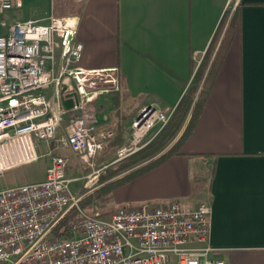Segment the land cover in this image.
Returning <instances> with one entry per match:
<instances>
[{"label":"crops","instance_id":"crops-1","mask_svg":"<svg viewBox=\"0 0 264 264\" xmlns=\"http://www.w3.org/2000/svg\"><path fill=\"white\" fill-rule=\"evenodd\" d=\"M229 1L22 0L5 18L9 23L78 18L76 40L84 49L77 68L95 76L89 88L97 93L95 125L112 133L104 145L110 152L126 145L143 109L176 111L193 86L199 62L214 42L212 63L238 10V32L190 136L176 154L140 170L181 137L197 98L170 146L126 170L127 180L109 194L107 207L116 212L142 203L181 201L194 208L210 202L212 257L225 264H264V0H240L236 7ZM224 16L227 22L217 36ZM108 73L117 75L116 86L105 83ZM45 95L56 107L55 88ZM152 131L153 141L161 131ZM41 144L37 152L43 146L48 164L35 182L46 178L52 161L50 146ZM67 153L72 152H62Z\"/></svg>","mask_w":264,"mask_h":264},{"label":"built area","instance_id":"built-area-1","mask_svg":"<svg viewBox=\"0 0 264 264\" xmlns=\"http://www.w3.org/2000/svg\"><path fill=\"white\" fill-rule=\"evenodd\" d=\"M239 2L230 0L229 6ZM21 3L0 0V175L37 161L39 142L50 146L52 161L44 180L0 190V264H225L212 257L210 202L194 208L181 201L142 203L102 216L84 212V198L100 186L108 167L96 170L91 163L113 135L95 125L97 93L89 91L95 76L77 68L84 49L76 40L79 21L51 16L47 23H9L5 14ZM67 77L79 102L65 112L61 84ZM104 81L116 86L117 75L108 73ZM52 86L55 108L45 95ZM174 112L143 109L115 163L150 144L149 133L157 126L162 131ZM63 151L92 168L83 177V194L71 188L78 179L68 176L70 159ZM69 216L72 238L56 237Z\"/></svg>","mask_w":264,"mask_h":264},{"label":"trees","instance_id":"trees-1","mask_svg":"<svg viewBox=\"0 0 264 264\" xmlns=\"http://www.w3.org/2000/svg\"><path fill=\"white\" fill-rule=\"evenodd\" d=\"M238 13H239L238 10H236L235 13L232 15L230 21L228 22V26L225 31L224 37L222 39V42L217 50V53L212 63H211V58L214 51V42L210 46L206 56L204 57L195 75L193 86L189 89L188 93L182 98L169 124L160 132V134L157 136L156 139H154L150 144L147 145V147H145V149L134 154V156L131 157L130 160L128 161V164H125L119 170L117 169L118 174L121 173L122 170L126 171L129 168L138 166L146 161L153 159L158 154L163 152L167 147H169L170 144L173 142V140L177 137L194 103V100L197 98V101L192 111L191 119L187 125V128L181 135V137L169 150H167L164 154L160 155V157H158L156 160L148 163L140 170L141 171L148 170L149 168L154 167L157 164L163 162L168 157L176 154L180 146H182V144L190 136L192 132V128L194 127L198 117L200 116V113L203 110L204 103L207 99L208 91L212 86L213 80L215 79L216 74L220 68V65L225 55L228 52L231 42H233L238 32V20H239ZM226 17L227 16H224V18L221 21L217 36L219 35V33L221 32V30L223 29L224 25L227 22ZM201 85H202V89L199 91V87ZM140 170H138L137 172H140ZM126 178L127 177L120 179L115 183H112L111 187L108 186L109 189L108 193L111 194L114 188H117L122 184L124 180H127ZM70 219L71 216L67 217L56 229L55 231L56 237L62 239L72 238V234L69 231Z\"/></svg>","mask_w":264,"mask_h":264},{"label":"rangeland","instance_id":"rangeland-1","mask_svg":"<svg viewBox=\"0 0 264 264\" xmlns=\"http://www.w3.org/2000/svg\"><path fill=\"white\" fill-rule=\"evenodd\" d=\"M235 11L236 9L232 12V15L235 13ZM52 106L53 108H55V103H52ZM149 139L150 137L147 139V141ZM130 140L131 136L127 143H129ZM108 146L109 144H107V147ZM43 151V146L40 147V149L38 148L39 158L37 161L31 162L26 165L10 168L4 171L0 175V190L40 180L48 164V159L41 156V152ZM116 152L117 149L109 152L104 148L103 151L100 152L95 160L91 163L94 165V169L96 170H100L104 166L108 167L104 170V172H102L103 174L99 178L100 186L97 189L93 190L89 195H87L82 202V209L87 214H99L102 216L110 215L114 212L113 210H111L113 206L110 207V209L107 207L108 205H110L108 186L111 187L112 183H115L123 178V176L125 175V171L122 170V172L118 174V170L125 164H128L130 158L134 156L131 155L124 160L115 163L117 159ZM67 157H69L70 159V164L67 170L68 176L72 179H78L77 181L72 183L71 188L75 193L83 194V177L88 174L92 168L87 164L82 163L80 157L74 153H67Z\"/></svg>","mask_w":264,"mask_h":264},{"label":"water","instance_id":"water-1","mask_svg":"<svg viewBox=\"0 0 264 264\" xmlns=\"http://www.w3.org/2000/svg\"><path fill=\"white\" fill-rule=\"evenodd\" d=\"M79 98L76 91H74L71 79L65 78L61 84V104L65 112L72 110L78 104Z\"/></svg>","mask_w":264,"mask_h":264}]
</instances>
